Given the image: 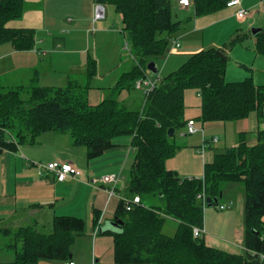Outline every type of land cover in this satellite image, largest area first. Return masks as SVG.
<instances>
[{
  "label": "trees",
  "instance_id": "trees-1",
  "mask_svg": "<svg viewBox=\"0 0 264 264\" xmlns=\"http://www.w3.org/2000/svg\"><path fill=\"white\" fill-rule=\"evenodd\" d=\"M112 4L123 15L124 30L136 51V62L124 72L115 90L130 87L147 75V64L164 55L169 47L165 33L181 26L175 20L172 0H94ZM227 0H195L198 15L226 7ZM25 0H0V42L9 41L17 50L35 46L33 28H10L8 22L22 17ZM249 33V32H248ZM248 33H238L224 48H208L189 56L175 72L146 95L142 110L130 109L116 98H105L97 105L88 101V87L70 80L65 87H34L24 99L22 88L0 86V151L16 149L18 144L35 143L38 135L51 130L68 131L76 145L86 146L89 160L97 159L113 147V139L133 135L134 161L128 192L141 201L126 210L121 201L116 220L120 231L114 235L118 261L152 264H264V130L257 142L244 138L236 147L218 152L205 165L203 177H181L168 169L166 162L175 156L179 145L177 131L187 126L185 90L197 88L204 122L234 121L251 112L264 117V85L253 76L241 81L226 79L230 59L228 48L243 41ZM256 52L264 55V24L255 34ZM96 63H89L87 76L93 77ZM158 75V74H157ZM174 136H169L170 128ZM11 137V138H9ZM242 183L245 191L244 254L207 245L194 235V227H204V207L198 195L218 198L223 185ZM159 198L162 205L147 204ZM178 221L174 235L163 232L166 219ZM84 232V221L76 216H56L52 231L43 233L35 224L22 226L14 234L16 260L33 264L40 259H69L71 247ZM11 234L10 230H6Z\"/></svg>",
  "mask_w": 264,
  "mask_h": 264
},
{
  "label": "crops",
  "instance_id": "crops-1",
  "mask_svg": "<svg viewBox=\"0 0 264 264\" xmlns=\"http://www.w3.org/2000/svg\"><path fill=\"white\" fill-rule=\"evenodd\" d=\"M172 1L174 19L180 21L181 26L173 33L163 34L170 43L164 55L155 60L159 66L158 76H169L195 52L227 47L235 35L249 32L243 41L228 48L230 59L226 79L241 81L253 76L256 84L264 85L259 84L264 83V55L256 52V37L252 32V28L264 24V0H242V7L249 11L245 19L238 17L234 7L226 6L198 15L194 6L181 7L176 0ZM95 6L94 0H25L22 17L9 21L7 26L33 28L36 31L35 46L30 50H17L9 41L0 42V86L21 87L22 96L29 97L34 87H65L71 79L78 80L88 87L91 105L114 96L124 106L142 110L147 94L145 87L136 85L137 80L130 87L115 90L120 76L127 72L120 52L123 41L120 33L126 32L124 21L109 7L104 19L95 20ZM113 35L119 44V57L108 59L104 53L109 54L108 40ZM173 39L179 40V48H173ZM93 46H100V54L97 49L91 54ZM91 60L97 67L93 77L89 78ZM147 76L155 77L149 70ZM193 92L200 97L199 90ZM190 97V90H186L185 120L195 119L199 131L194 134L186 131L176 139L180 147L175 156L167 160L166 166L181 177L199 178L203 177L205 165L214 160L216 153L230 148L218 145L228 137L225 121L201 120V106L195 113L189 110L192 107L188 101ZM234 121L237 124H233L232 129L239 128L237 134L240 136L233 147L239 145L247 130L253 134V141H249L251 145L257 142L258 131L264 130V117H259L255 111ZM218 135L221 140L216 137ZM214 137L216 142H213ZM132 140L131 134L115 137L113 147L93 160H89L86 146L74 143L71 132L60 130L42 132L35 143H22L14 150L0 151V230L6 226L5 233L10 230L13 234L22 226L35 224L39 231L51 232L56 216L72 215L84 221V232L77 236L69 259H40L33 264H69L71 261L75 264H152L118 261L114 235L105 233L119 231H114L111 223L116 220L121 196H130L124 173L127 168H132L134 161ZM210 140L212 142L204 147ZM51 161L70 162L83 171V176L60 181L53 174H42L37 163ZM110 174L121 176L116 187L118 194H110L108 187L113 185L102 181ZM236 189L244 196L236 183L225 184L221 197L225 201L219 202L233 200L232 193ZM234 206L235 202L218 213L207 208L203 237L209 246L244 254L245 205ZM169 220L176 223L177 229L178 221ZM13 255L16 257L15 249ZM8 263L23 264L17 260Z\"/></svg>",
  "mask_w": 264,
  "mask_h": 264
},
{
  "label": "rangeland",
  "instance_id": "rangeland-1",
  "mask_svg": "<svg viewBox=\"0 0 264 264\" xmlns=\"http://www.w3.org/2000/svg\"><path fill=\"white\" fill-rule=\"evenodd\" d=\"M104 6H105V8H107V7L112 8L113 12L115 14H118V16H121L122 21H123L122 14L117 12L114 9V6L112 4H105ZM118 27H121V26H118ZM118 29H119V31L122 30V28H118ZM120 34L123 36V41H122V44H121L122 49L120 50L121 58L125 61V69L127 71H129V70H131V68L133 67L134 63L136 62V60H135L136 51H135V49H134V47H133V45H132V43H131V41H130V39L128 37V34L126 32H125V34H122V33H120ZM126 43L128 44V49L125 48ZM108 44L111 47L110 50H109V54L107 55V53H104V55L108 59H111L113 56L118 58L119 57V44H118V41L115 40V35L110 36V39L108 40ZM96 49H97V53L100 54V51H101L100 50V46L98 48L93 46L91 48V54H94ZM96 67H97V63H96ZM158 77H160V76H158ZM165 77H166V75L164 74L162 76V78L160 77L159 79H157V77H156L155 79L157 81H159V84H160L161 81ZM263 77H264V75H263ZM234 81H240V80H234ZM259 84H264V83H259ZM196 89L197 88H188V89H186V90H190V94H191L190 99L187 98L188 101L191 102L190 104H191L192 107L189 108L191 113H195L197 111V109L201 106V97H199L195 92H193V90L198 91ZM186 90H185V92H186ZM115 93H118V92H115ZM26 97H27V95L23 96L24 99L28 98V97L27 98ZM110 97L111 98H116L114 96H110ZM184 98H185V96H184ZM187 111H188V109H187ZM234 122H237V121H226L225 122V124H227L226 126H227L228 137L226 138V141L222 140V142L220 144H218L220 147H224L225 145H227V148H224V149L232 148L234 144L239 142V136L240 135L237 134L239 128H234V131L232 129L235 126L233 124H237V123H234ZM185 132H186V127L184 126L180 130L177 131L176 139H180L182 133H185ZM216 137L217 138L219 137L220 140L222 139V137H220V135H218ZM252 137H253V134L250 132V130H247V132L245 133V136H244L245 141L247 143H249V141H253V140H251V139H253ZM133 153L134 152H132V154ZM130 170H131V167L127 168L125 173H124L128 183H129V179H130ZM227 184H229V183H227ZM236 184H237V186H240V188H242L243 193H244V196L243 195L241 196V194L238 193L239 189H236V190L233 191L232 199L235 202V206L237 207L240 204L245 205V191H244V185L242 183L237 182ZM224 186H225V184L223 185V187ZM220 201H225V200L224 199H220ZM145 202L147 204L162 205V201L159 198H150L149 197V198L146 199ZM204 208H205L204 209V222L206 221V211L205 210L207 208H212L217 213L220 212V210L217 209L216 205H213L211 207L205 206ZM4 227L7 228L6 226H4ZM175 227H176V223H174L173 221H170L169 219H166L165 223H164V226H163V232L165 234H168V235H174L175 229H176ZM5 228L0 230V264H9L8 263L9 261L16 260V257L13 255L14 249L10 246V245H13L15 243L14 234H6L5 233ZM43 233H50V232H49V230H44ZM11 258H12V260H10Z\"/></svg>",
  "mask_w": 264,
  "mask_h": 264
},
{
  "label": "built area",
  "instance_id": "built-area-1",
  "mask_svg": "<svg viewBox=\"0 0 264 264\" xmlns=\"http://www.w3.org/2000/svg\"><path fill=\"white\" fill-rule=\"evenodd\" d=\"M176 1L181 7H191V6H194V3H195V0H176ZM226 6L237 8L238 10L237 15L240 19H245L249 14V11L245 9L244 7H242V0H227ZM105 16H106V8L104 4L96 3L94 19L95 20L104 19ZM172 43H173V48H179L181 45L178 39H173ZM125 48L128 49L127 43H126ZM156 77L157 79H159L158 75H155V77L153 78L148 77L146 75L145 77L138 79L136 81V85L139 87H146V94H148L150 90L158 86V81L155 79ZM186 131H187V134H194L199 131V128L197 127L195 119L188 120ZM216 141H217V138L214 137L213 142H216ZM210 142H212V140L206 141L204 147L208 146ZM37 165L42 174H45V173L53 174L60 181L66 180L68 178H81L83 176V171L70 162H63V161H51L48 163L38 162ZM120 179H121L120 175L118 176V175L110 174V175L104 176L102 181L113 185L112 187H108V192L114 195V194H118L116 187ZM198 198L204 200L205 203L207 204V199L205 195L199 194ZM121 201L124 203L126 210H132L137 204L140 203L141 198L139 195H135L134 197L121 196ZM233 204H234V201L229 200L227 202H222V203L218 202L215 205L217 206V209L225 210L233 206ZM205 233L206 231L204 227H200V226L194 227V235L196 237H203ZM69 264H75V262L71 261Z\"/></svg>",
  "mask_w": 264,
  "mask_h": 264
},
{
  "label": "water",
  "instance_id": "water-1",
  "mask_svg": "<svg viewBox=\"0 0 264 264\" xmlns=\"http://www.w3.org/2000/svg\"><path fill=\"white\" fill-rule=\"evenodd\" d=\"M260 29H261V27L252 28L253 34H256ZM147 70L151 71L153 76L157 75L158 72H159V66H158L157 62L155 60L149 61L148 64H147ZM174 134H175V128L172 127L169 130V136L172 137V136H174ZM218 202H219L218 198H214V199L211 198V197L207 198L208 206H213V205L217 204ZM111 224H112L113 227H115V229H113L114 231L115 230H119L120 231L121 224H122L121 221L114 220Z\"/></svg>",
  "mask_w": 264,
  "mask_h": 264
}]
</instances>
